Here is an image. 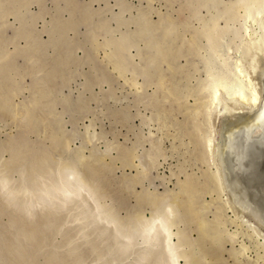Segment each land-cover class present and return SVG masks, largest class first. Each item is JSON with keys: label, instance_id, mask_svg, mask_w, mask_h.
Instances as JSON below:
<instances>
[{"label": "rangeland", "instance_id": "obj_1", "mask_svg": "<svg viewBox=\"0 0 264 264\" xmlns=\"http://www.w3.org/2000/svg\"><path fill=\"white\" fill-rule=\"evenodd\" d=\"M234 4L0 0V264H170L165 232L144 236L154 216L179 264H264L214 149L217 79L248 87L264 34V0Z\"/></svg>", "mask_w": 264, "mask_h": 264}, {"label": "bare ground", "instance_id": "obj_2", "mask_svg": "<svg viewBox=\"0 0 264 264\" xmlns=\"http://www.w3.org/2000/svg\"><path fill=\"white\" fill-rule=\"evenodd\" d=\"M74 1V0H72ZM230 4L233 5L235 0H229ZM212 2V1H211ZM226 2V1H225ZM237 2V1H236ZM245 2V1H244ZM69 3V2H68ZM214 3V2H213ZM71 4V2H70ZM226 4V3H225ZM238 3L234 4L237 5ZM240 4V3H239ZM245 4V3H244ZM72 5V4H71ZM241 5V4H240ZM246 5V4H245ZM244 5V7H245ZM251 5V4H250ZM257 5V4H256ZM256 5H252L255 8H252L251 10H254L255 12L257 11L256 14H258V12H260L259 10H256L258 6ZM79 6V5H78ZM80 6H82L80 4ZM242 6V5H241ZM73 7V5H72ZM75 7V6H74ZM226 7V5H225ZM243 7V6H242ZM234 8V7H233ZM235 9V8H234ZM241 9V7H240ZM238 8V10H240ZM244 9H247L244 8ZM249 11L250 8L248 6ZM261 9V8H260ZM218 10V9H217ZM262 10V9H261ZM195 11V10H194ZM221 12V11H220ZM248 12V11H247ZM227 13V12H226ZM231 13V12H230ZM248 13H246L247 15ZM255 14V15H256ZM217 15V14H216ZM253 15V14H252ZM219 16V15H218ZM209 17V16H207ZM216 17V16H215ZM213 17V18H215ZM70 18V17H69ZM258 18V17H257ZM160 19H162L160 17ZM202 19V18H201ZM208 19V18H207ZM220 18H217V20H219ZM211 20V19H210ZM264 20V19H263ZM87 21V20H86ZM85 21V22H86ZM201 21V20H199ZM204 21V20H203ZM216 21V20H215ZM214 21V22H215ZM226 21V20H225ZM224 21V23H225ZM206 22V21H205ZM208 22V21H207ZM253 22V21H252ZM261 22V21H260ZM259 23V20H258ZM69 24V23H68ZM205 24V23H204ZM207 24V23H206ZM216 24V23H215ZM214 24V25H215ZM77 25V24H75ZM74 25V26H75ZM259 25V24H258ZM261 25V24H260ZM263 26V25H262ZM4 27V26H3ZM70 27V26H69ZM203 27V26H202ZM229 27V26H228ZM60 28V27H59ZM1 29V28H0ZM5 29V28H4ZM264 29V27H263ZM7 30V29H6ZM201 30V29H200ZM203 30V29H202ZM255 30V29H254ZM3 31V30H1ZM0 31V32H1ZM19 31V30H18ZM23 31V30H22ZM53 31V30H52ZM148 31V30H147ZM208 31H210L208 29ZM214 31V30H213ZM212 31V32H213ZM227 31V30H226ZM6 32V31H5ZM229 32V30H228ZM227 32V33H228ZM231 32V31H230ZM254 32V31H253ZM50 33V32H49ZM95 33V31H94ZM146 33V31H145ZM206 33V32H205ZM9 34V33H8ZM23 34V33H22ZM21 34V35H22ZM62 34V33H61ZM213 34V33H212ZM10 35V34H9ZM25 35V34H23ZM54 35V34H53ZM52 35V36H53ZM59 35V34H58ZM208 35V34H207ZM211 35V34H210ZM57 37V36H55ZM86 37V36H85ZM92 37V35H89V39H93L90 38ZM3 38V37H1ZM0 38V39H1ZM53 38V37H52ZM58 38V37H57ZM255 38V37H254ZM6 39V38H5ZM37 39V37H34V40ZM53 40V39H52ZM3 41V40H2ZM94 41V40H93ZM118 41V39L116 40ZM115 41V42H116ZM124 41V39H123ZM121 41V42H123ZM215 41V40H214ZM254 41V40H252ZM33 42V41H32ZM40 42V41H39ZM54 42V40H53ZM92 42V41H91ZM120 42V43H121ZM255 42V41H254ZM257 42V43H256ZM256 44L258 45L257 48V56H255L256 54L254 53V56L256 57V62H255V77L254 79L249 78L247 80H249V86L247 87L246 84L244 85V83L242 82V78H238L236 75H238L239 72H237V74H234V71L229 68L228 69V73L231 72V70L233 71V73H230L233 76H230L229 80L227 81L228 85L223 86L224 84H222V79H226L227 78V74L224 78L223 74H220V79H217V76L214 77V75L212 74V70L210 72L212 78V82H210L211 84L214 82H217V84H212V85H217V88H220L221 90H225V88H227L226 93H228L227 98L223 97L225 100L223 101L222 107L215 109L216 110V115L219 116L220 118V122H219V130H218V139L216 142V146H215V151L218 154V160L220 161V166H221V174H220V179H222L221 182H223V186H225L228 190L229 193H231V202L236 203V205H241L243 206L242 208L245 209L246 208V212L248 211L251 215H253L257 220H259L258 222L261 223L264 226V34H259L258 38L256 39ZM1 43V42H0ZM57 43V42H55ZM209 43V42H208ZM212 43V42H211ZM215 43V42H214ZM115 44V43H114ZM217 44V43H216ZM111 45V44H110ZM116 45V44H115ZM119 45V44H118ZM252 45V44H251ZM121 46V45H120ZM125 46H127L125 44ZM220 46V45H218ZM253 46V45H252ZM213 47V45H212ZM216 47V45H215ZM257 47V46H256ZM112 48V47H111ZM19 49V48H18ZM116 49V48H115ZM214 49V48H213ZM219 50V48H217ZM252 49V48H251ZM20 50V49H19ZM128 50V49H127ZM249 50V49H248ZM255 50V49H254ZM259 50V51H258ZM215 51V50H214ZM252 51V50H251ZM256 51V50H255ZM12 52V50H11ZM21 52V50H20ZM23 52V51H22ZM21 52V53H22ZM112 52V51H111ZM118 52V51H117ZM216 52V51H215ZM245 52V51H244ZM13 53V52H12ZM119 53V52H118ZM249 53V52H248ZM2 54V53H0ZM15 54V53H14ZM68 54V53H67ZM105 54V53H103ZM251 54V53H249ZM246 55V56H249ZM7 55V54H6ZM5 56V55H4ZM244 56V55H242ZM2 57V56H1ZM13 57V56H11ZM10 57V59H11ZM69 57V56H68ZM254 57V58H255ZM5 58V57H4ZM240 58V57H239ZM253 58V59H254ZM69 59V58H68ZM242 59V57H241ZM118 61V60H117ZM223 61V60H222ZM226 61V59H225ZM238 61V60H237ZM253 61V60H252ZM6 62V61H5ZM11 62V60H10ZM7 63V62H6ZM9 63V62H8ZM121 63V62H120ZM223 64V63H221ZM7 65V64H6ZM5 65V66H6ZM12 65V64H11ZM10 65V66H11ZM116 65V64H115ZM118 65V63H117ZM207 65V63H206ZM226 65V63H225ZM9 66V67H10ZM14 66V65H13ZM208 66V65H207ZM228 68V65H226ZM8 67V68H9ZM223 67V68H224ZM115 68V67H114ZM118 68V67H117ZM249 68V67H248ZM209 68H207L208 70ZM212 69V67L210 68ZM231 69V70H230ZM237 69V68H236ZM218 69H216L217 71ZM221 70V69H220ZM219 70V71H220ZM253 70V71H254ZM4 71L6 72V70L4 69ZM3 71V72H4ZM13 71V70H12ZM239 71V70H237ZM244 71V70H243ZM1 72V71H0ZM2 72V73H3ZM1 73V74H2ZM11 73V72H10ZM245 73V72H244ZM0 74V75H1ZM120 74V73H119ZM209 74V77H211ZM243 74V73H242ZM208 75V74H207ZM245 74H243L244 76ZM2 76V75H1ZM239 76V75H238ZM215 78V79H214ZM210 79V78H209ZM208 79V80H209ZM216 79L221 82L220 85L218 86V81H216ZM228 79V78H227ZM207 80V78H206ZM244 80V79H243ZM246 81V80H245ZM225 82V81H223ZM247 82V83H248ZM127 83V82H126ZM132 84V83H131ZM209 84V83H208ZM209 84V85H211ZM133 85V84H132ZM138 85V84H137ZM207 85V86H209ZM212 85L210 88H212ZM248 85V84H247ZM206 86V87H207ZM222 87V88H221ZM225 87V88H224ZM137 88V87H136ZM199 88V87H198ZM208 88V87H207ZM216 88V87H214ZM224 88V89H223ZM248 90H247V89ZM216 89H213L211 91H214ZM220 90V91H221ZM247 90V91H246ZM193 91V90H192ZM44 92V91H43ZM202 92V91H201ZM225 93V95H226ZM46 94V93H45ZM201 94V93H200ZM42 96V95H41ZM43 97V96H42ZM221 97V96H220ZM220 100V98H219ZM218 100V101H219ZM215 101V100H214ZM217 101V102H218ZM220 103V101L218 102ZM204 105V104H203ZM218 105V104H217ZM221 105V104H219ZM218 107V106H217ZM207 108V106H206ZM27 110V109H26ZM207 110V109H206ZM22 115V114H21ZM24 117V116H23ZM217 117V116H216ZM214 117V118H216ZM212 119V118H211ZM215 121V120H213ZM212 122V121H211ZM216 122V121H215ZM213 123V122H212ZM36 125V124H35ZM214 128V126H213ZM44 129V128H43ZM215 131V130H214ZM213 131V133H214ZM214 135V134H213ZM21 139V138H20ZM22 141V140H21ZM27 141V140H26ZM20 143V141H19ZM23 143V142H22ZM213 143V142H212ZM28 145V143H27ZM35 148V147H33ZM152 148V147H151ZM159 148V147H158ZM12 149V148H11ZM10 149V150H11ZM213 149V148H212ZM15 150V149H14ZM34 150V149H33ZM15 153V152H14ZM38 153V152H37ZM37 153H35L34 155H36ZM24 154V153H23ZM123 155V154H122ZM125 155V154H124ZM215 155V154H213ZM216 157V155L214 156ZM36 158V157H35ZM95 159V158H94ZM214 159V158H213ZM217 159V157L215 158ZM214 159V160H215ZM55 160V159H54ZM71 160V159H70ZM47 161V159L45 160ZM67 162V160H66ZM217 162V161H214ZM70 163V162H67ZM43 164V163H42ZM53 164V163H52ZM123 164V163H122ZM217 164V163H216ZM40 165V164H39ZM65 165V164H64ZM219 166V164H218ZM219 166V167H220ZM219 171V170H218ZM77 173V172H76ZM206 173V172H205ZM217 173V171H216ZM80 174V173H79ZM194 175V174H193ZM192 177V176H191ZM217 178H219V174L217 173ZM194 180V179H193ZM177 183V182H176ZM78 184V183H77ZM83 184V183H82ZM186 184V183H185ZM222 184V183H221ZM193 186V185H192ZM195 186V185H194ZM82 187L80 184L76 185V189L74 190V196L72 194H68L66 191H64V193L61 195V200H62V204L67 203V201L69 200H73L75 197H77L79 195V197L82 194V189L79 188ZM186 187L190 188V185L187 184ZM223 188V187H222ZM224 189V188H223ZM194 190V189H193ZM184 192V191H183ZM86 193V192H84ZM100 193V192H99ZM228 193V194H229ZM190 195V193H188ZM194 194V193H193ZM87 195V194H86ZM201 195V194H200ZM93 196V195H92ZM102 196V194H101ZM88 197V195L86 196ZM82 198V196L80 197ZM150 198V197H149ZM76 199V198H75ZM84 199V198H83ZM90 199V197H89ZM84 201V200H83ZM189 201V199H188ZM186 203L189 204V202H187L186 200L184 201ZM230 202V201H229ZM98 203V202H97ZM185 204V205H188ZM193 204V203H192ZM188 205V206H192ZM231 204V203H230ZM102 205V204H101ZM232 205V204H231ZM175 206V205H174ZM173 206V208H175ZM229 206V205H228ZM187 207V206H186ZM236 207V206H235ZM240 207V206H239ZM238 207V208H239ZM169 208V207H168ZM230 208V207H229ZM241 208V207H240ZM171 209V208H170ZM193 209V208H190ZM242 209V211H243ZM112 210V209H111ZM176 210V209H174ZM233 210V209H232ZM172 211V210H170ZM192 211V210H190ZM195 211V210H194ZM106 212V211H105ZM197 212V211H196ZM114 213V212H113ZM234 213V212H233ZM115 214V213H114ZM155 214V213H154ZM191 214V213H189ZM199 214V213H198ZM161 215V214H160ZM114 216V215H113ZM235 216V215H234ZM116 217V215H115ZM147 217V216H146ZM196 217V215H195ZM200 217V216H198ZM230 217V216H229ZM236 217V216H235ZM122 218V217H121ZM149 218V217H148ZM147 218V219H148ZM224 218V217H223ZM198 219V218H197ZM48 220V219H47ZM50 220V218H49ZM169 220L171 221V218H169ZM168 220V221H169ZM200 220V218H199ZM235 220V219H234ZM243 220V219H242ZM51 221V220H50ZM198 221V220H197ZM204 221V220H203ZM231 221V220H230ZM246 221V220H245ZM171 223V222H170ZM248 223V222H247ZM125 224V223H124ZM143 224V223H142ZM141 224V225H142ZM172 224V223H171ZM239 225V224H238ZM250 225V224H249ZM169 224L167 225L166 222H164V218L163 216H154L152 218L149 219L145 231L144 232V236L148 237V239H152L154 238V236H156L157 234H163V236L165 237L166 240V250L169 253V259H170V264H179L178 263V257H180V253L175 252V250H173V244L170 243V237H171V230L169 231L168 229ZM179 226V225H178ZM222 226V225H221ZM138 227V226H137ZM144 227V224H143ZM124 228V227H123ZM256 230V229H255ZM258 230V229H257ZM163 231V232H162ZM259 231V230H258ZM174 232V231H173ZM261 232V231H260ZM178 233V232H177ZM227 233V232H226ZM258 233V232H256ZM259 234V233H258ZM12 235V234H11ZM223 235V234H222ZM261 235V233H260ZM116 237V236H115ZM152 237V238H151ZM235 237V236H234ZM172 238V237H171ZM12 239V238H11ZM138 239V238H137ZM146 239V238H145ZM164 239V238H163ZM16 240V239H15ZM146 241V240H145ZM181 241V240H180ZM179 241V243H180ZM193 241V240H192ZM197 242V241H196ZM259 242V241H258ZM191 243V242H190ZM136 244V243H135ZM151 244V243H150ZM164 244V245H165ZM200 244V243H199ZM198 244V245H199ZM194 244H191L190 246H192ZM135 246V245H134ZM151 246V245H149ZM126 247V246H125ZM146 247V246H145ZM148 247V246H147ZM263 247V246H262ZM149 248V247H148ZM162 252L164 251V248H162L161 250ZM161 251H156L158 253H160ZM183 251V250H182ZM166 252V251H165ZM184 252V251H183ZM201 252V251H200ZM3 253V252H2ZM157 253V254H158ZM187 253V252H186ZM147 254V253H146ZM145 254V255H146ZM154 254V253H153ZM185 254V253H184ZM188 254V253H187ZM144 255V256H145ZM163 255H165L163 253ZM149 256V255H146ZM159 256V255H157ZM156 256V259L158 260V257ZM166 256V255H165ZM189 256V255H188ZM161 257V256H160ZM195 257V256H193ZM192 257V258H193ZM201 257V256H200ZM146 258V257H145ZM155 258V257H154ZM181 258V257H180ZM185 258V256H184ZM142 260V259H141ZM146 260V259H145ZM153 260V259H152ZM188 260V259H187ZM186 260V261H187ZM192 260V259H191ZM197 260V259H196ZM122 261V260H121ZM189 261V260H188ZM158 262V261H157ZM162 262V261H161ZM236 262V261H235ZM145 263V261H144ZM188 263V262H184ZM193 263V262H192ZM190 263V264H192ZM189 264V263H188Z\"/></svg>", "mask_w": 264, "mask_h": 264}, {"label": "water", "instance_id": "obj_3", "mask_svg": "<svg viewBox=\"0 0 264 264\" xmlns=\"http://www.w3.org/2000/svg\"><path fill=\"white\" fill-rule=\"evenodd\" d=\"M231 194V193H230Z\"/></svg>", "mask_w": 264, "mask_h": 264}]
</instances>
